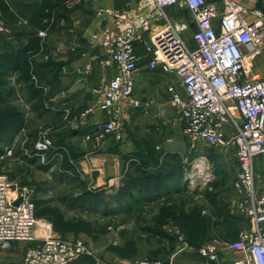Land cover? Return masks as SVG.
I'll use <instances>...</instances> for the list:
<instances>
[{"label":"rangeland","instance_id":"374dc122","mask_svg":"<svg viewBox=\"0 0 264 264\" xmlns=\"http://www.w3.org/2000/svg\"><path fill=\"white\" fill-rule=\"evenodd\" d=\"M138 1L134 0V7ZM122 2L129 6V0H105L109 7L103 5L100 9L107 13L99 18L94 11L92 21L108 19L113 30L119 14L128 8L120 7ZM110 9L115 11L110 13ZM178 16L188 19L184 9L178 11ZM139 50L143 51V47ZM135 83L132 96L139 106L125 110L120 141L108 138L96 143L93 127L101 121L91 123L90 117L97 112L99 98L94 109L88 108L92 114L86 123H78L76 128L73 122H78L83 111L74 110L72 104L69 108L73 110H61L58 122L41 117L31 120L33 123H0V174L7 177L11 191L26 188L37 208H55L72 223L64 231L52 227L55 236L64 241H80L92 253L69 264L164 260L160 255L183 248L181 243L186 242L196 246L199 260L206 261L198 250L210 242L208 230L219 218L228 219L229 224L223 229L230 238L234 233L229 228L233 222L229 221H240L241 229L247 225L234 207L236 163L219 161L223 151L203 144L191 149L182 134V121L166 92L168 85L180 87L177 77L147 70L143 58ZM47 92L44 87L43 98ZM42 132L47 133L52 144L46 152L34 149ZM124 157L134 163L131 169L122 162ZM101 170L104 181L98 183L97 173ZM255 175L257 189L264 190L263 157L255 163ZM144 227L162 231L172 239L147 234ZM179 235L184 242L178 240ZM36 244L23 241L0 248V262L15 260Z\"/></svg>","mask_w":264,"mask_h":264},{"label":"built area","instance_id":"2783aa9c","mask_svg":"<svg viewBox=\"0 0 264 264\" xmlns=\"http://www.w3.org/2000/svg\"><path fill=\"white\" fill-rule=\"evenodd\" d=\"M172 8L184 9L188 19L173 20ZM106 13L100 9L97 16ZM119 18L113 30L90 37L95 47L105 51L101 63L114 69L96 104L106 117L93 127L96 143L108 138L120 141L125 110L139 106L132 95L140 61L136 48L142 46L149 71L159 70L179 80L182 92L173 85L166 91L190 148L203 144L234 152L238 170L234 207L248 228L225 243L224 250L239 257L219 261V249L212 243L200 247L198 253L216 264H264V190L257 189L255 175L256 161L264 158V79L251 65V58L264 50L263 9H248L239 0H139ZM9 34L0 11V36ZM38 35L44 37L45 32ZM90 113L84 110L78 122H73L74 128L86 123ZM51 148L47 133L42 132L34 149L46 152ZM35 210L26 188L11 191L7 177L0 174V248L37 242L17 259L0 264H69L92 256L80 241L55 236L51 223L35 217ZM178 240L184 242L183 236ZM136 264L171 263L151 259Z\"/></svg>","mask_w":264,"mask_h":264},{"label":"crops","instance_id":"0c3cea01","mask_svg":"<svg viewBox=\"0 0 264 264\" xmlns=\"http://www.w3.org/2000/svg\"><path fill=\"white\" fill-rule=\"evenodd\" d=\"M239 1L248 9L260 7L264 11V0ZM134 3V0H129V6H124L128 2L124 5L122 2L120 7H132ZM103 5L109 7L105 0H1L0 11L10 29L8 36H0V94L8 100L0 104L4 123L9 119L14 121L19 110L18 122L33 123L31 120L41 117L58 122L61 110L70 109V104L79 111L95 108L101 89L114 72L101 63L104 49L90 42L93 33L102 34L111 29L108 19L95 18L96 21H92V14ZM170 10L174 20L177 16L175 21L184 20L178 16V9ZM41 31L45 32L44 37H39ZM139 47L136 48L137 53ZM141 52L139 60L143 59V51L139 50ZM251 65L253 71L264 79V50L251 58ZM44 87L48 92L45 98L42 95L41 100L34 88L42 93ZM177 90L182 92L180 87ZM105 119L100 111L90 117L91 123ZM218 159L236 163L233 150L220 152ZM101 171L97 173L98 183L104 181V172ZM224 220L219 218L222 226L214 225L207 235L209 243H216L219 248V261L239 257L224 250L225 243L232 240L223 229L229 224L227 218ZM229 222H233V230L237 233L235 236L233 232V235L237 237L239 231L244 230L240 221ZM181 244L183 248L163 253L160 258L170 260L172 264H216L199 260L196 246L187 242Z\"/></svg>","mask_w":264,"mask_h":264},{"label":"trees","instance_id":"16d2710c","mask_svg":"<svg viewBox=\"0 0 264 264\" xmlns=\"http://www.w3.org/2000/svg\"><path fill=\"white\" fill-rule=\"evenodd\" d=\"M3 15V14H2ZM33 88V87H31ZM34 91L39 94L38 98L42 100V93L38 90L34 88ZM8 100H6L5 96L2 97V94H0V104L3 103H7ZM8 119V118H6ZM20 119L19 114L16 117V119L14 121L12 120H5L6 123H9L10 125L16 124V123H20L18 122V120ZM0 123H4V115L0 112ZM122 162H126L128 165V167L131 169L134 166V163H132V160L124 157L121 158ZM35 203V201H34ZM35 217L37 218H42V219H46L47 221H49L53 227V229L55 231H64L65 229H67L68 227H70L72 225V223H70L69 221L64 220L63 216L61 215V213H59L55 208L52 207H41V208H37V204H35ZM215 226H222V223H214ZM79 226H82L85 229H89L87 225H85V223H79ZM230 229L233 230L234 226L229 227ZM145 233L147 234H152L155 235L159 238L162 239H167V240H171L172 237L168 236L167 234H165L162 231L156 230L154 228L151 227H144L142 229ZM236 230H233V232H235ZM236 232H235V236H236ZM237 237H234V239L232 238V240H235Z\"/></svg>","mask_w":264,"mask_h":264},{"label":"bare ground","instance_id":"6f19581e","mask_svg":"<svg viewBox=\"0 0 264 264\" xmlns=\"http://www.w3.org/2000/svg\"><path fill=\"white\" fill-rule=\"evenodd\" d=\"M201 170H202V169H201ZM201 170H200V171H201Z\"/></svg>","mask_w":264,"mask_h":264}]
</instances>
